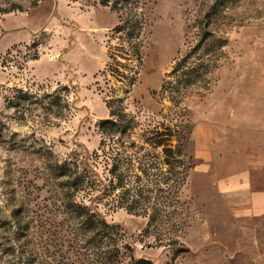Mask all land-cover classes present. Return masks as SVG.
<instances>
[{"label": "rangeland", "instance_id": "374dc122", "mask_svg": "<svg viewBox=\"0 0 264 264\" xmlns=\"http://www.w3.org/2000/svg\"><path fill=\"white\" fill-rule=\"evenodd\" d=\"M109 118L127 125L112 201L97 204L117 262L55 168L92 155ZM259 168L264 0H0V264H264V217L235 216L218 189Z\"/></svg>", "mask_w": 264, "mask_h": 264}, {"label": "trees", "instance_id": "16d2710c", "mask_svg": "<svg viewBox=\"0 0 264 264\" xmlns=\"http://www.w3.org/2000/svg\"><path fill=\"white\" fill-rule=\"evenodd\" d=\"M136 7V6H135ZM135 12L132 15L134 20L130 18V36L133 37L134 34V22L137 23L135 19ZM122 20V17L119 19ZM122 28V26H119ZM135 35V34H134ZM137 37V35H135ZM135 47V46H134ZM98 127L101 132L105 134V138H101L99 142V147L93 151L92 155L86 158L83 162L77 161H64L63 163H56L55 168H57L63 177L65 178V188L63 196V201L67 208L73 213L79 220L80 228L86 229L89 235L97 239L99 244H103V252H110V255L106 257L109 261L118 260L119 247H115L116 241L112 238L113 230L115 227L108 224L103 216L97 211L98 202L102 199L107 198L106 201H112V193L115 189L116 183V172L117 169L123 165L120 156L125 152V144L121 140H114V131L120 130L125 132L127 129L126 124H122L113 118L103 119L98 123ZM158 133V132H157ZM159 134H163L159 132ZM119 143V146L117 144ZM142 148V147H141ZM163 152H169L174 154V157L180 156L179 149L171 148L168 144H165ZM127 156H125V159ZM127 159L126 161H128ZM104 162L106 165L110 164L111 167L108 168L105 182L99 176V163ZM121 174V172H120ZM128 175L122 172L121 179L118 182H122L126 185L128 182ZM121 185V184H120ZM80 193V194H79ZM79 194V195H78ZM79 196V198H78ZM77 197V199H76ZM16 221L14 234L19 232L20 220L18 218L14 219ZM90 239V240H91ZM16 239L13 241L15 243ZM15 248V245H11ZM121 247L127 248V244ZM133 259V258H132ZM139 263H148L145 260H140Z\"/></svg>", "mask_w": 264, "mask_h": 264}, {"label": "crops", "instance_id": "0c3cea01", "mask_svg": "<svg viewBox=\"0 0 264 264\" xmlns=\"http://www.w3.org/2000/svg\"><path fill=\"white\" fill-rule=\"evenodd\" d=\"M203 125L197 127L196 145L197 156L207 159L211 155L209 135L203 136L200 132ZM204 127V126H203ZM209 137V138H208ZM256 174L245 169L219 180L218 189L228 196V203L233 213L238 217H264V172L262 168ZM261 259L260 261H262ZM258 264V261H255Z\"/></svg>", "mask_w": 264, "mask_h": 264}]
</instances>
